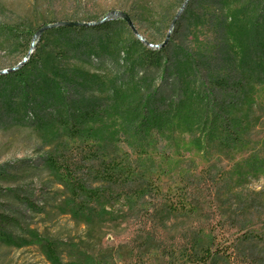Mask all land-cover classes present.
I'll use <instances>...</instances> for the list:
<instances>
[{
	"label": "trees",
	"instance_id": "1",
	"mask_svg": "<svg viewBox=\"0 0 264 264\" xmlns=\"http://www.w3.org/2000/svg\"><path fill=\"white\" fill-rule=\"evenodd\" d=\"M255 1L264 10V0ZM188 14L191 15L190 5L184 17ZM258 18L254 23L248 20L245 28L235 20L239 28L233 33L234 43L225 41L227 54L236 62L235 69L241 72V78L249 77L244 85L253 79L246 71L251 67L258 82H264V19L261 14ZM178 22L175 32L181 29ZM53 23L57 22L48 18L39 28ZM124 24L127 23L122 19H116L95 26H64L46 31H55L61 36L67 32L77 35L86 30L109 31L114 25ZM10 31L21 33L19 26ZM73 40L64 36L56 56L65 62V54L78 52L77 56H70L73 59L69 63L71 74L68 68L53 63L37 68L33 78H25L24 72L36 67L29 57L17 70L0 75V115L10 121L31 124L35 129L51 126L60 129L49 137L43 167L51 183L60 188L48 191L44 200H49L52 212L71 217L83 231L66 240H50L41 232L29 230L23 224L29 217L25 211L43 212L44 207L18 188L0 186V243L16 247L36 245L51 264H117L125 259L127 246L103 247L101 228H115L133 218L143 225L144 236L143 245H137L141 248L138 257L132 252L129 257L135 256L140 264L165 260L166 264H230L234 261L264 264V157L254 150L247 158L224 167L216 163L218 160L209 162L215 152L219 157L227 149L229 156L230 152L248 148L251 130L259 120L254 113L245 122L220 113L215 106L216 98L207 88L204 94L191 90L186 95L181 90L177 103H170L161 87H155L156 79L172 73L180 81L181 89H188L191 76L165 56L168 47L153 50L134 39L140 50L141 66H148L155 73L137 79L134 67L129 65L128 79L118 83L119 73L120 78L126 75L120 69L112 73L114 77L109 81L100 74L107 59L112 57L108 50L111 43L98 39L94 48L81 40ZM123 56L126 64L128 53ZM8 79L13 80L14 87L10 88ZM217 84L220 89L226 86L222 79ZM241 84L238 85L241 87ZM74 85L80 90L78 93L90 92L91 96L73 91ZM130 90V94L144 93L134 108L127 104L126 94ZM100 94H104V99L97 96ZM198 101L207 104V109L201 115L203 121L194 125L201 137L190 146L203 152L207 165L198 169L195 165L181 167L179 161L174 168L155 164L152 158L160 154L154 149L156 136H161L158 128L163 126L165 133H190L196 118L193 106ZM229 103L233 108V103ZM101 106L113 107L123 121L114 120L110 127L97 126L103 115ZM27 113H32L33 121H27ZM158 115L168 118L160 117V121ZM153 128L157 130H150ZM165 136L170 142L172 137ZM174 143L177 144L169 149L170 153L161 154L167 163L172 161L173 151L181 156L177 147L184 148V144ZM260 145L264 146V139ZM171 172L177 174L181 184L176 187L175 195L167 192L165 195L160 191L159 177L169 176ZM8 177L11 178V173L5 175L0 171V183L14 182ZM153 225L161 230H174V233L162 239L156 236ZM179 226L185 227V231L177 235L175 228ZM228 231H231L230 237L225 238Z\"/></svg>",
	"mask_w": 264,
	"mask_h": 264
},
{
	"label": "rangeland",
	"instance_id": "2",
	"mask_svg": "<svg viewBox=\"0 0 264 264\" xmlns=\"http://www.w3.org/2000/svg\"><path fill=\"white\" fill-rule=\"evenodd\" d=\"M183 2L184 0H0V71L14 68L32 57L31 60H34L32 66L36 67L34 70L25 71V78H33L37 73V68L43 69L41 68L43 65L49 67L53 63L68 68L67 71L71 74L69 63L73 59L70 56H77L78 52L65 54V62L56 58L60 53L58 46H61L62 38L66 36L71 40L74 39L73 41L80 42L81 40V43L90 44L94 48L98 44V39H105L107 43H111L108 50L112 53V57L107 59L103 71L100 72L106 76V80L112 79L114 77L112 73L120 69L126 75L124 78H120L119 73L117 82H126L129 77L127 73L129 65L134 67L137 79H141L143 76L148 78V76H153L155 72L148 69V66H141L143 64L139 59L140 50L134 39L137 38L143 43V40H147L152 45H158L164 42L169 33L168 42L163 46L168 47L165 56L178 63L180 69L183 68L186 74L191 76L188 89H181L180 81L176 80L172 73L156 79L155 87H161L164 96L170 100V103H177L182 96L179 93L181 90L186 92V95L191 90L195 93L204 94L203 90L205 92L207 88L212 91V96L216 98L215 106L219 108L220 113L224 112L241 122H245L246 118L253 113L259 119L251 130L252 133L249 137L251 144L248 148L239 149L238 152H230L229 156L226 155L227 149L221 152L219 157L215 152L210 157L209 162L218 160L216 163L224 167L230 162H239L247 158L254 150L259 151V155L264 157V146L260 145L261 140L264 139V82H258V76L251 67L246 71H248L249 76H253V79L244 85V80L249 77L241 78V72L235 69V60L227 54L225 49L226 39L233 45V33L239 28L238 23H234V21H238L245 28L248 25V20L250 23L257 22L260 14L261 18L264 19V10L255 0H188L183 12L175 21V23L179 21L181 29L175 32L176 25L173 24L170 31L172 19ZM188 5H190L191 15L188 14L184 17ZM111 11H119L127 15L130 26L128 24H124V26L114 25L109 31L86 30L77 35L67 32L62 36L54 33L55 31L45 30L34 37L40 29L41 23L48 18H52L56 22H64L65 20L95 22L107 16ZM229 17L231 21L228 20ZM17 26L20 27L21 33L16 34L10 31L12 27ZM52 28L56 27L48 29ZM150 49L155 50L156 48L150 47ZM126 52L128 53V61L125 64L123 55ZM90 59L95 61L93 58ZM15 70L3 72V74ZM160 74L162 73L160 72ZM221 79L226 83V86L220 89L217 82ZM7 82H9L10 88L15 86L13 80L8 79ZM239 83H242L241 87L238 85ZM1 88L2 86H0V91ZM178 89L180 90L177 91ZM72 90H76L78 93L79 89L74 85ZM72 90L71 92H73ZM131 91L126 94L129 98H127V104L133 105L132 108H134L138 105L139 100L144 97V93L130 94ZM78 94L91 96L90 92L81 91ZM103 95L97 96L102 100L104 99ZM229 102L233 103V108L229 107ZM193 107L196 118L193 120L194 124L190 133L188 131L182 132V134L178 131L165 133L166 130L162 128L163 126L158 128L161 136H156L154 149L160 154H154L152 159L155 164L165 168H174L179 161L181 167L195 165L198 169L207 165L202 158L203 152L190 146L192 141L201 137L198 128H194V125L195 122L203 121L201 115L206 111L207 104L198 101ZM100 109L103 115L96 123L97 126L110 127L114 120L116 122L123 121L121 114L113 110V107L103 108L101 106ZM157 117L160 121H162L161 118L165 117L164 120L168 118V116L161 117L159 115ZM25 118L28 122L33 121L32 113H27ZM30 125L10 121L2 114L0 115V171L5 175L11 173V178L8 177V179H14V182L0 183V186L18 188L21 192L30 194L37 205L44 207L43 212L30 213L25 211L29 217L23 221V224L29 230L41 232L50 240L55 238L66 240L70 236L80 235L83 230L75 225V221L71 217L52 212L49 200H44L48 191L60 188L59 185L51 183L48 178V171L43 168L46 151L49 149V137L60 129L55 126L35 129ZM150 130L155 132L157 129ZM163 134L172 137L170 142L166 140V136ZM176 141L179 144H184V148L182 146L177 147L181 156H176V152L173 151L172 161L167 163L162 159L161 154L164 151L170 153L169 149L175 148L177 143L174 142ZM214 150L216 151L215 148ZM5 179L6 177H4ZM159 181L161 184L160 191L162 190L165 195L166 192L168 195H175L177 193L176 187L181 184V180L175 172H171L169 176L162 174ZM174 181L176 182L174 183ZM131 220L118 224L115 228H101V245L103 247H116L117 244L127 246L124 248V250L126 249L124 251L125 259L118 261L117 264H140L137 262L139 259L136 260L135 258L138 257L139 249H141L137 245H143V225L140 226L138 221L133 220V218ZM179 222L181 223V221ZM151 228L155 230L156 236L162 239L171 237L174 233V230H161L154 225ZM184 228L181 226L175 228L177 235L183 234ZM230 233L231 231L226 232L225 238L230 237ZM165 241L169 243L167 238ZM174 241L178 243L177 239ZM42 251L40 247L33 244L16 247L0 243V264H51ZM130 252L133 255L136 254V257L130 258ZM165 261H149L148 264H166ZM230 264H237V262L234 261Z\"/></svg>",
	"mask_w": 264,
	"mask_h": 264
},
{
	"label": "water",
	"instance_id": "3",
	"mask_svg": "<svg viewBox=\"0 0 264 264\" xmlns=\"http://www.w3.org/2000/svg\"><path fill=\"white\" fill-rule=\"evenodd\" d=\"M188 0H184V2L182 3V5L179 8V11L177 12V14L174 16V18L172 19L171 22V27H170V31L173 28V24H175V21L179 18L181 12H183L184 7L186 6ZM116 19H122L124 22H127V24L130 26V20L129 17L127 15H125L123 12H119V11H111L107 16H105L104 18L95 21V22H85V21H79V22H75V21H64V22H57V23H53V24H48L46 26L41 27L34 35V37H36L37 35H39L42 31L47 30L48 28L51 27H64V26H95L104 22H109L110 20H116ZM169 31V32H170ZM169 39V33L166 35L165 40L163 43L158 44V45H152L150 44L148 41L143 40L144 43L149 46V47H153L158 49L159 47H163ZM25 61L19 63L16 67L11 68V69H7V70H3L0 71V74H3V72H7V71H11V70H15L17 69L19 66H21Z\"/></svg>",
	"mask_w": 264,
	"mask_h": 264
}]
</instances>
